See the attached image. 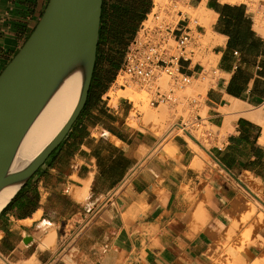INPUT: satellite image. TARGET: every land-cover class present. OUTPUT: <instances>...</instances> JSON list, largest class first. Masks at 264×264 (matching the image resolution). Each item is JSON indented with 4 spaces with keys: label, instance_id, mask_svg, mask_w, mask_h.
Wrapping results in <instances>:
<instances>
[{
    "label": "crops",
    "instance_id": "crops-1",
    "mask_svg": "<svg viewBox=\"0 0 264 264\" xmlns=\"http://www.w3.org/2000/svg\"><path fill=\"white\" fill-rule=\"evenodd\" d=\"M49 2L0 0V75ZM202 3L213 16L199 34L211 37L207 53L216 58L218 76L198 107L206 117L195 118L211 128V147L193 142L208 159L182 136L165 144L167 135L158 137L144 115L132 116V101L111 106V91L127 85L115 83L119 70H110L100 53L86 106L0 211V264H264V221L258 220L264 216V34L249 4H189ZM258 9L264 13L263 1ZM204 69L181 61L195 81ZM233 102L244 108L229 110ZM250 226L252 242L240 254Z\"/></svg>",
    "mask_w": 264,
    "mask_h": 264
},
{
    "label": "water",
    "instance_id": "water-1",
    "mask_svg": "<svg viewBox=\"0 0 264 264\" xmlns=\"http://www.w3.org/2000/svg\"><path fill=\"white\" fill-rule=\"evenodd\" d=\"M103 3L50 0L35 30L0 75V194L8 190L14 197L27 184L86 106L98 57ZM71 82L77 83L78 96L68 121L31 163L12 173L28 133Z\"/></svg>",
    "mask_w": 264,
    "mask_h": 264
},
{
    "label": "rangeland",
    "instance_id": "rangeland-1",
    "mask_svg": "<svg viewBox=\"0 0 264 264\" xmlns=\"http://www.w3.org/2000/svg\"><path fill=\"white\" fill-rule=\"evenodd\" d=\"M138 1L140 2V4L138 5L140 7V11L138 13H134V15H131L130 12H134V6L139 3ZM169 1L170 0H168V3H166L167 1L164 2L165 5L168 4V6H165V5L156 6L155 0H106V8L109 11L108 13L111 14V18L109 20H107L106 18V20L103 23L102 37H101V40H102L101 41L102 43L101 53L107 54L108 62L110 63L108 64L109 67L111 68L113 67L118 70L120 69L123 63L126 49L129 46V44L132 42V40L134 39L137 31L139 30L142 24L141 17L143 16L144 11H146L148 8H150V12H149L150 16L156 14V12L154 13L153 11V9L155 8L157 11L159 9V12H157V14H160L162 10H165L164 12H162L163 13L162 17L161 16L160 17L161 19L165 20L166 24H171L172 26H175L179 21L185 19L186 22L190 21V27L194 30V32L198 30V32L200 33L199 28L202 26L209 27V26H206V24L204 25L199 24L198 17L196 16V13H195L197 10L190 6L189 4L190 0H173L171 2ZM261 1L264 2V0H244L242 2L249 4L251 7V10L256 13V19L259 18L261 19L262 22H264V13H258L259 12L258 5ZM222 2L227 3L226 0ZM160 7L162 10L160 9ZM166 7H169V9L168 8L166 9ZM179 8L181 10L183 8V10L180 11ZM152 12L153 14L151 15ZM150 19L153 20V16ZM148 24H151V23H148ZM200 34L199 36L197 35V41H196V43L198 44V47L195 50V52L197 53L196 59L197 61H200L206 67L207 70H209L211 67L216 66V58L213 57L211 53H207V51L211 52L212 48L214 47V44L213 42L211 43V41H208L209 43L207 42V39L210 38V36H202ZM118 36H121V38ZM124 79L126 81H130L126 84L127 90H133L137 94H141L142 100L144 104L147 105L148 110L150 109L152 110L151 112L154 111L156 113L160 112L162 109H166V111L168 110L167 111L168 115L166 119L164 120V122L162 121L158 123L156 122L157 127H158L157 128L155 123L154 124L149 123L146 120L145 112L141 110L140 107H137L135 103L132 101V104L135 107L132 113L133 117L143 118V115H144V121L149 123V124H146V126L150 127L158 137H163L167 135L164 141L165 144L170 142L176 136H182L190 143L191 147H193L196 152H198L204 158L208 159L204 151L199 146L194 145L195 143L193 142V139L195 138L187 137L186 135H184L183 132H180L179 130H176L174 131V133H171V130L173 128H176L175 125L181 124V121L179 122V119L181 117L184 118V123L186 124L191 123L192 120H195L197 114H200L204 118L206 117L205 112L198 111V108H195V109L192 108L190 105V101L193 98L197 97L198 95H202V97L205 96L207 89L209 88L210 84L213 81L212 75H210V77L208 76L207 79L205 80H202L203 78H201L199 81L193 80L192 84L186 87L184 90L175 89L174 97L177 99L176 100L177 103L170 101V102L161 104L159 108L153 107L151 105V99L158 85L162 86L165 91H168L171 88L170 81L167 77H164L163 79H161L159 83L154 82V83H151L150 85H141L140 83L131 81L129 78L120 77L117 84L118 85L124 84ZM119 91H122V90H119ZM113 92L114 91H112L111 93ZM120 98H125V97L121 96L118 98L117 95H114L113 101L111 102V106L115 105L116 101L119 100ZM159 123L161 124L160 127H159ZM151 124L155 126H152ZM188 130L189 132L193 134L194 137L198 138L195 140H197V142L199 141L205 149L208 150L211 147V144L209 143L208 135H207L208 132L211 130L210 127H204L201 125V126L194 127V128L188 127ZM169 131L171 133L170 137L168 135ZM255 211L256 210L254 209V211L251 213L252 215H250L251 217L255 214ZM250 216L243 220L244 224H247V222L251 218ZM260 217H258V220L262 218V220H259V222L263 223L264 216L261 218ZM250 229H251V226L249 227V230L245 231L243 235L240 237V244L237 248V252H239L240 254H243L245 246H247V244H250L252 242V234H251ZM232 238H233V234L229 235V239H232Z\"/></svg>",
    "mask_w": 264,
    "mask_h": 264
},
{
    "label": "built area",
    "instance_id": "built-area-1",
    "mask_svg": "<svg viewBox=\"0 0 264 264\" xmlns=\"http://www.w3.org/2000/svg\"><path fill=\"white\" fill-rule=\"evenodd\" d=\"M258 13L261 12L259 11ZM149 16L142 22L134 39L127 47L115 83L120 76L129 78L131 81L141 85L159 83L161 79L167 77L171 88L165 91L162 86L158 85L153 93L151 105L160 106L170 101L177 103V99L174 97L175 89L184 90L194 80L193 77L182 72L181 61L200 62L193 56L198 47L196 41L199 32L198 30L194 32L190 27V21L188 24L182 25V23L186 22L185 19L172 26L171 24H166L165 20L161 19L158 14L153 15V20ZM209 75H212V79L218 76V71L215 67H211L209 70L205 67L200 78L205 80ZM120 87L126 88L125 85ZM203 99L202 95H198L190 101V105L194 106L193 108H198ZM198 126H201V123L196 120H192L191 123L187 124L182 121L181 124L175 125L177 129L182 130L184 135L191 138L195 137L189 132L188 127L194 128Z\"/></svg>",
    "mask_w": 264,
    "mask_h": 264
},
{
    "label": "bare ground",
    "instance_id": "bare-ground-1",
    "mask_svg": "<svg viewBox=\"0 0 264 264\" xmlns=\"http://www.w3.org/2000/svg\"><path fill=\"white\" fill-rule=\"evenodd\" d=\"M165 1H167L166 3H168V0H155V5L156 6H164ZM171 1H173V0H170L169 2H171ZM221 1H225V0H221ZM226 1L231 3V4H237V3H241L243 0H226ZM165 6H168V4ZM167 8L169 9V7H166V9ZM183 8H182V10H183ZM160 9H161V7H160ZM179 10L182 11L180 8H179ZM196 10L197 11L195 13H196V16L198 17L199 24L200 25L206 24V26H209V24L211 22V18L213 16V13L206 10L205 3H202V5L199 8H197ZM153 11H154V13L156 12V14H157V12H159V9L157 11L155 8V9H153ZM164 11L165 10H162V12H164ZM162 12L160 13L161 15L158 14L161 17L163 14ZM152 16H150V18ZM256 29L260 33L264 34V23L261 21V19H257ZM209 33H211V32H209ZM208 41H211V37L207 39V42ZM120 77H122V76H120ZM209 77H210V75H209ZM118 81H119V79H118ZM128 82H130V81H126L124 79V84H122V85H126ZM201 92H202V90H201ZM114 95H117L118 98L123 96V97L127 98L128 100L133 101L137 107H140L141 110H143L145 112L146 120L148 122H152L153 124L155 123L156 127H157L156 122L157 123L160 121L164 122V120L166 119V117L168 115L167 114L168 110L166 111V109H162L160 112H157V113L154 111L151 112L152 110H150V109L148 110L147 105H145L143 100H142L141 94H137L133 90H122V91L118 90L115 93L114 92L111 93L109 96L114 97ZM77 96H78V86H77L76 82H71L70 84H68L57 95V97L53 100V102L49 105V107L41 115V117L38 119V121L35 123L33 128L28 133L27 137L25 138V140H24L23 144L21 145V148L19 149L17 156L14 160V163L12 166V171H11L12 173H17V172L23 170L29 163H31V161H33V159H35L37 157V155H39L41 153V151L47 146V144L57 135V133L65 125V123L68 121L70 115L72 114L73 109H74L75 104H76V101H77ZM233 103H234L233 106L231 108H229V110L240 111L244 108V106H242L241 104H238L237 102H233ZM140 108H139V110H140ZM153 124H151V125L155 126ZM160 125L161 124L159 123V127H160ZM176 130H179V129L173 128L171 130V133H174V131H176ZM179 131L182 132V130H179ZM179 131H177V132H179ZM171 133L169 131V134H168L169 137H170ZM195 138L198 139L197 137H195ZM13 194L14 193L12 191H8V190L4 191L0 194V211L11 200V198L13 197ZM256 204H257V202H256ZM250 215H252V214H249V216ZM260 216L263 217L262 214H260ZM259 220H262V218ZM53 241H54V237H53V235H50L49 237H47L45 239L44 242L46 245L49 246L53 243ZM19 264H35V262H34V260H29L27 262H23V263H19Z\"/></svg>",
    "mask_w": 264,
    "mask_h": 264
},
{
    "label": "trees",
    "instance_id": "trees-1",
    "mask_svg": "<svg viewBox=\"0 0 264 264\" xmlns=\"http://www.w3.org/2000/svg\"><path fill=\"white\" fill-rule=\"evenodd\" d=\"M139 2V1H138ZM140 4V2L138 4H136L134 6V12H130L131 15H134V13H138L140 11V7L138 6ZM144 5V4H143ZM130 11V10H129ZM133 11V10H132ZM108 9L106 8V0H104V3H103V13H102V22H101V30H100V42H99V45H98V57H97V62H96V66L98 64V61H99V56H100V53H101V47H102V43H101V37H102V29H103V23L104 21L106 20H109L111 18V14L108 13ZM150 12V8H148L146 11H144V14L143 16L141 17V22H143V20L146 18V15L149 14ZM121 38V36H118ZM111 68V67H110ZM110 70H113L114 72H117L118 69H115V68H111ZM95 72H96V68H95V71H94V76H93V81H94V77H95ZM111 78V77H110ZM109 76H107L105 78L106 82H109ZM93 81H92V84H93ZM111 81V80H110ZM91 88H92V85H91Z\"/></svg>",
    "mask_w": 264,
    "mask_h": 264
}]
</instances>
